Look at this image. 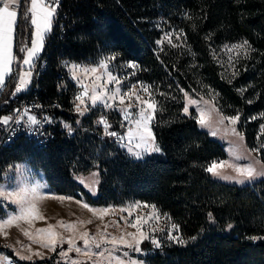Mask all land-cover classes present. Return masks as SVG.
<instances>
[{"label": "trees", "instance_id": "16d2710c", "mask_svg": "<svg viewBox=\"0 0 264 264\" xmlns=\"http://www.w3.org/2000/svg\"><path fill=\"white\" fill-rule=\"evenodd\" d=\"M25 3L20 0L18 21ZM171 29L179 33L165 38ZM245 40L247 51L230 71L223 50ZM113 54L116 62H133V79L156 91L153 129L160 153L137 160L106 135L97 121L103 117L109 131H118L114 110L90 106L83 116L75 111L76 85L65 62L96 63ZM41 57L45 67L34 93L43 111L55 115L52 137L39 145L19 133L1 148L0 168L26 161L43 172L54 192L92 205H156L188 242L158 249L145 241L141 257L148 264H264V178L244 185L215 179L206 167L227 157L225 144L198 125L194 108L183 113L184 92L213 94L224 115L239 113L238 129L249 147L264 144V0H63ZM14 88L6 78L0 116L26 98L12 97ZM93 170L99 172L96 196L75 179ZM17 262L59 264L57 250L43 260Z\"/></svg>", "mask_w": 264, "mask_h": 264}, {"label": "snow or ice", "instance_id": "6c2138e0", "mask_svg": "<svg viewBox=\"0 0 264 264\" xmlns=\"http://www.w3.org/2000/svg\"><path fill=\"white\" fill-rule=\"evenodd\" d=\"M18 7L19 0H0V95L5 92V81L8 78L9 83L15 84L14 91L11 93L12 97L27 92L30 88L33 72L45 47L46 37L52 30L58 0H26L25 9L19 16V21L18 12L16 11ZM21 25L22 27H20ZM18 27H20V32H17ZM29 29H31L30 39L28 36ZM170 35L171 33H165L166 37ZM156 43L160 45L163 41L157 40ZM169 43H171V40H169ZM247 45L248 42L245 40L242 44L232 45V47L244 48ZM116 58L117 54H113L108 59L114 61ZM76 67L78 66L72 65V68ZM98 67L103 70L102 74L92 76L90 83H85L84 79L89 73L96 74L98 71L97 67H81L82 76H78L75 72L72 73L77 84L83 89L75 97V101H78V103L74 102L75 111L81 116L85 114L88 109L81 106L85 105L86 99L93 107L97 104H101L106 108L115 106L117 111L122 114L123 123H121L120 127L125 128L127 125L126 132L118 134L116 131H109L111 125L108 124L106 119L101 117L97 123L104 127L105 134L113 137L120 147L124 148L129 155L137 160L153 153H160L161 148L156 143V135L153 131L158 108L154 99L151 98L149 86L138 82L140 83V90L149 95V98L145 99L137 93L136 84L126 83V79H130V77L125 79L120 78L118 72L113 74L109 70V64L104 61H101ZM120 67L134 69L136 66L127 64L120 65ZM109 85L112 87L109 88ZM184 95L187 97L188 93L184 92ZM126 100L128 101L127 103H125ZM4 103H7V101ZM188 104L196 106L198 115L195 119L199 126L209 129L210 135L213 137L221 136L229 139V152L236 157L237 161H246L244 163H230L228 160L213 161L206 167L208 173L222 180L242 185L245 183L250 184L258 178L264 177V161L258 155H253V153L259 154L264 149V144L251 149L243 144L244 136L236 128L240 119L239 113L232 116H224L210 101H204L203 106H201L197 100L189 99ZM34 107L39 108L40 106L35 105ZM134 108L135 111H133ZM30 112V108H24L23 110L14 109L13 115L0 117V130L7 126L9 128L8 138L11 139L13 135L22 129H27L29 132H37L44 124L53 122L51 117L46 116L41 120L36 115H31ZM183 113H189L187 105L183 108ZM225 121L228 123H225ZM64 127L69 134L72 133L73 130L70 126L65 124ZM260 130L264 133V124L260 125ZM225 168L231 169L234 174H225L224 171H221ZM14 171L25 178L11 191L0 186V198L3 201L10 202L15 208L6 219L0 218V233L5 236H7V232L4 231L5 226H11L14 223L18 224L20 221L31 224L36 219L44 218L37 211V203L44 199L41 189L46 188L47 185L28 181L26 179L27 169L24 165H16ZM93 176L97 177L94 184L87 187L90 189V194L95 195L97 190L94 185L99 184V179L97 173H93ZM53 198L61 201L73 199L72 196L63 195ZM76 202L81 203L80 200ZM82 206L89 209L94 215H98L101 219L110 212L117 211L111 206L99 209L90 208L88 203H83ZM141 206L148 207L146 204L141 205L137 202L128 205L126 208H121L119 211H127L128 216L131 217L132 209ZM0 207H3L2 203H0ZM151 207L155 210V205H151ZM5 211H7L6 208ZM164 215L167 217L166 213ZM209 217L211 218V213H209ZM152 219L159 220L160 215L155 211L149 214L148 217L136 215L130 222V227L135 229V231L129 232L126 229H122L120 235H112L99 229L93 235H90L88 231H79L78 226L84 223H91L90 220L67 224L60 221L61 226L72 232V235L67 240L54 230L56 226L52 224H49L46 228L36 229L34 233L27 230L23 231L24 235L28 236L33 243L41 245L42 248L50 249L52 252H56L57 247L61 246L59 256L63 259H69L68 253L74 251L91 261V264H143V261L133 259L130 253H141V245L145 241L158 249L162 247L161 239L169 244L187 243L178 232L175 235L173 234L179 227L176 223H171L167 234L159 239L155 236H149L143 231V227ZM113 223L117 228L120 227L118 221ZM124 223L126 225L129 224L127 217L124 218ZM107 227L108 225H105V229ZM231 227L232 225L229 224L228 228ZM151 231L154 233L156 229L152 228ZM160 231L163 232L164 229ZM77 240L83 242V247L77 246ZM65 242L69 245L66 251L62 248ZM24 247L31 254L20 255L18 252L17 255H20L22 260L33 261L34 257H39L41 260L45 258L40 251L32 252L31 245H25ZM93 249L100 250L93 251ZM117 252L120 254L116 255L115 253ZM70 264H82V262L71 259Z\"/></svg>", "mask_w": 264, "mask_h": 264}, {"label": "rangeland", "instance_id": "374dc122", "mask_svg": "<svg viewBox=\"0 0 264 264\" xmlns=\"http://www.w3.org/2000/svg\"><path fill=\"white\" fill-rule=\"evenodd\" d=\"M19 4H20V1H19ZM16 11L17 12L19 11V7L16 9ZM175 32L179 33L178 30H175V29L165 30L164 36H165V33H171V35L172 34L175 35ZM170 36H167V37L165 36V38L170 39ZM237 44H240V43H236L233 45H237ZM246 51H247L246 46L244 48H233L232 45H229L228 47L224 48V50H223L224 54H222L221 58L224 62L228 63L229 70L231 71L234 68V66H236V62H238V60L241 59V56H243ZM109 57H111V56H105L96 63L67 62V64H65V70L67 71V74H68L70 81L73 84H75L77 87H80L77 84L76 80L73 78L72 73L75 72L78 76H82L83 73L81 72V67H88V68L97 67L98 71L96 74L89 73L88 76L85 77V79H84L85 83H90L92 76L97 75V74H102L103 70L100 69L98 67V65L101 61H104V62L109 64V66H110L109 70H111L113 72V74H116L118 72L120 78L126 79L127 77H130V79H126V83L136 84L137 85V93L139 95H141L142 97H144L145 99H148L149 95H148V93H144L142 90H140V83H138V82H142L144 85L149 86V93H151V98L154 99V101L156 102V91L153 88V86H150V84L147 82H144V81H141L138 79L137 80L133 79L134 76H137L136 75L137 66L133 62L119 63V62H116L115 60L114 61L109 60L108 59ZM127 64H134L136 67L134 69L133 68H122V67H120V65H127ZM72 65H77L78 67L72 68ZM41 71H42V69H38L37 77H33V86H38V81H39L38 78L40 77ZM133 73H134V75H133ZM111 87L112 86L109 85V88H111ZM187 93H188V96L187 97L185 96V102H186V105L189 107V113H191L190 110L192 108H194L197 112L195 105L188 104L189 99L197 100L201 106H203L204 101H210L212 105H215V107L217 109H219V107L215 103L216 98L213 99V97H214L213 94L203 95V94H198V93H193V92H187ZM74 102L78 103V101H75V100H74ZM127 102L128 101L126 100L125 103H127ZM90 106H92V105L86 99L85 105H82L81 107L88 109ZM96 106H100L102 108H105L106 110H114L120 118V125H121V123H123L122 114L117 111L115 106L112 108H106L101 104H97ZM133 111H135V108L133 109ZM197 115H198V112H197ZM224 116H227V115H224ZM225 123H228V122L225 121ZM238 123H239V121H238ZM238 123L236 125V128H237V131L240 132L238 129ZM126 127H127V125L125 126V128L121 127L116 132L118 134H124L126 132ZM203 129L207 130L210 133L209 129H207V128H203ZM153 131H154V129H153ZM32 138H34V137H32ZM214 138L219 139V141H221L222 143L225 144V149L227 152V157L224 159L217 160V162H219L221 160H228L230 163H236V162L244 163V162H246L243 160L237 161L236 157L232 153L229 152V146H230V140L229 139L221 137V136H217ZM156 143H157V141H156ZM243 144L247 148L251 149V147H249L246 144L245 137L243 140ZM117 145L120 146L118 143H117ZM253 155L254 156L258 155L260 158V153L259 154L253 153ZM145 157H147V156H145ZM262 161H264V160H262ZM16 165L26 166V169H27L26 179L28 181L39 182L40 184H46L47 185L46 188L41 189V192L44 196V199L38 201V203H37V211L44 218L43 219H36L31 224H28L25 221H20L18 224L14 223L11 226H5L4 227V231L7 232V236H5L3 233H0V264H11L12 260H22L20 258V255L31 254L25 250V247H24L25 245H31L32 252L40 251L45 258L52 255L54 252H52L50 249L42 248L41 245H39V244L33 243L29 239L28 236L24 235L23 230H27L29 232L34 233L36 229L46 228L49 224H52V225L56 226L54 230L56 232L60 233L62 236H64L65 240H67V238L72 235V232L69 231L67 228L61 226L59 223L60 221H63V222H65V224H67V223H75L77 221H89L90 220L91 223H84L82 225H79L78 226L79 231H88L90 235H93L99 229L101 231H107L108 233H111L112 235H120L122 229H126L129 232L135 231V229H132L130 227V222H131V220H133L135 218L136 215L148 217L149 214H151L155 211L156 213H158L160 215V219L159 220H155V219L149 220V223L144 225L143 231H145L149 236H155L158 239L165 236L167 234V230L170 228L171 223H174L171 218L169 219L168 215H167V217H165V215H164L165 213L161 212L156 207V205H155V210H153V208L151 207V205H153V204H149V203L142 202V201H131V202H127V203L122 204V205H109L112 208L117 209V211L110 212L109 214L105 215L103 217V219H101V218H99L98 215H94L91 211H89V209H86L82 206L83 203H88L83 198H77L75 196H72L73 197L72 200L65 199V200L61 201L59 199H54L53 197L61 196L63 194H58V193L54 192L51 189V187L49 186L48 182L46 181L43 172L39 169H35L26 161L12 162L9 165H7L6 167L0 168V186L5 187L9 191L14 189L16 187V185L18 183H21L22 180L25 178V177H21V175L19 173L14 171ZM221 171H224L225 174H234V173H232V170L229 168L222 169ZM93 173H97L98 179H99V172L97 170H93L89 173H83V174L75 175L76 181L78 183H80L82 186H84V188L88 192H90V189L87 186L94 184V181L97 178V177L93 176ZM212 176L215 179L226 182V183L242 185V184H238V183H235L232 181L222 180L213 174H212ZM261 178H264V177H261ZM261 178H258V179H261ZM245 184H247V183H245ZM94 186L96 187V190H97L98 184H95ZM96 195H97V191H96V194L93 196H96ZM63 196H70V195H63ZM77 200H80L81 203H77L76 202ZM137 202H139L141 205L146 204V205H148V207L141 206L139 208L132 209V216L131 217L128 216L127 211H125V212L119 211V209L126 208L128 205L134 204ZM0 203H2L3 207L7 209V211H5V213L3 215H1L0 218L6 219L7 216L15 210V208L13 205H11L10 202L3 201L2 198H0ZM88 204H89L90 208L99 209V208L109 207V206L92 205L90 203H88ZM126 217L129 220L128 225H126L124 223V218H126ZM117 221L119 222V225H120L119 228H117L113 223V222H117ZM105 225H108V227L106 229H105ZM152 228H155L156 232L153 233L151 231ZM161 229H164V231L163 232L160 231ZM177 232L180 236H182L180 233L179 227H178V230H175L173 232V234L175 235V234H177ZM182 238L188 242V239L184 238L183 236H182ZM161 244H162V246L163 245H175V243L169 244V243L165 242L163 239H161ZM177 245H183V244H177ZM77 246L83 247V242L81 240H77ZM68 247H69V245L66 242L62 245V248L65 251L68 249ZM56 250H57V260H58L59 264H70L71 259L79 260L82 262V264H85L86 262L91 264V261H88L85 257H83L82 255H80L78 253H75L74 251L68 253L69 259H63L59 256V252L61 251V246H58ZM99 250L100 249H93V251H99ZM125 251H127V249H125ZM18 252L20 253V255H17ZM115 254L119 255L120 253L117 252ZM145 254H146V252L144 250H142L141 253H130V256L133 259L143 261V264H148L145 261V258L141 257V256H144ZM39 259H40L39 257H34L33 260H39ZM17 264H19V263H17Z\"/></svg>", "mask_w": 264, "mask_h": 264}, {"label": "built area", "instance_id": "2783aa9c", "mask_svg": "<svg viewBox=\"0 0 264 264\" xmlns=\"http://www.w3.org/2000/svg\"><path fill=\"white\" fill-rule=\"evenodd\" d=\"M61 12H62V6H58L57 12H56V17L53 21L52 30H51V33L47 36V39L53 35L54 30H55L56 26L58 25V21L61 17ZM44 67H45V60L41 57L40 60L36 64V69L33 72V77H37L38 69H44ZM64 85H65V87H67L66 81H64ZM37 90H39V89H37ZM35 91H36V89H35V86H33V78H32L29 90L27 92H24L26 94L25 100L19 106L9 107L7 109V112L2 114L0 117H2L4 115H13L14 109L23 110L24 108H30L31 109L30 114L36 115L38 119L43 120V118L46 116L51 117L53 122L50 124H44L43 127L37 132H29L27 129H22L15 134V135H18L19 133H26V135L28 133L38 134L39 145H46L48 143V141L50 140V138L52 137L50 127L53 125V123H55L56 119H55V115L52 112L46 113L43 111L42 107L40 106V100H38V98L36 97V94L34 93ZM76 91H77V95H78L82 91L81 87L76 86ZM77 95L72 97L73 103H74L75 97ZM35 105H39L40 107L36 108V107H34ZM74 107H75V105H74ZM15 135H13L11 139L8 138L9 128L7 126H5L3 130H0V148H1V145L11 144L14 141ZM16 262H17V260H12L11 264H15Z\"/></svg>", "mask_w": 264, "mask_h": 264}, {"label": "bare ground", "instance_id": "6f19581e", "mask_svg": "<svg viewBox=\"0 0 264 264\" xmlns=\"http://www.w3.org/2000/svg\"><path fill=\"white\" fill-rule=\"evenodd\" d=\"M62 3H63V0H58V6H62ZM39 79V78H38ZM38 81V80H37ZM35 89H39V86H35ZM21 134V133H20ZM27 135H29L30 137H34L38 140V134H35V133H28ZM16 136V135H15ZM14 136V137H15ZM10 145V144H9ZM4 147V145H1V148ZM0 148V150H1ZM17 264V262L15 263Z\"/></svg>", "mask_w": 264, "mask_h": 264}, {"label": "crops", "instance_id": "0c3cea01", "mask_svg": "<svg viewBox=\"0 0 264 264\" xmlns=\"http://www.w3.org/2000/svg\"><path fill=\"white\" fill-rule=\"evenodd\" d=\"M20 1V0H19Z\"/></svg>", "mask_w": 264, "mask_h": 264}]
</instances>
